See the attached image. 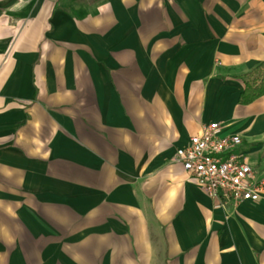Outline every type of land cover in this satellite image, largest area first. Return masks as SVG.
Masks as SVG:
<instances>
[{"label":"crops","instance_id":"obj_1","mask_svg":"<svg viewBox=\"0 0 264 264\" xmlns=\"http://www.w3.org/2000/svg\"><path fill=\"white\" fill-rule=\"evenodd\" d=\"M259 65L264 0H0V264H264V194L173 158L212 123L264 172Z\"/></svg>","mask_w":264,"mask_h":264},{"label":"built area","instance_id":"obj_2","mask_svg":"<svg viewBox=\"0 0 264 264\" xmlns=\"http://www.w3.org/2000/svg\"><path fill=\"white\" fill-rule=\"evenodd\" d=\"M29 1L18 0L21 4ZM173 158L197 192L218 206L254 204L264 194V172L252 171L240 151L239 139L223 135L217 124L200 126L198 134L175 151Z\"/></svg>","mask_w":264,"mask_h":264},{"label":"trees","instance_id":"obj_3","mask_svg":"<svg viewBox=\"0 0 264 264\" xmlns=\"http://www.w3.org/2000/svg\"><path fill=\"white\" fill-rule=\"evenodd\" d=\"M264 70V65H259L253 69L249 74L243 77V79H250L251 77L257 76L260 71ZM264 96V85L257 84L256 86H248L247 83L242 85L241 93L237 99V106L245 107L254 102L255 100Z\"/></svg>","mask_w":264,"mask_h":264},{"label":"rangeland","instance_id":"obj_4","mask_svg":"<svg viewBox=\"0 0 264 264\" xmlns=\"http://www.w3.org/2000/svg\"><path fill=\"white\" fill-rule=\"evenodd\" d=\"M252 81L254 82V83H264V72H262V73H259L257 76H256V78L254 79H252ZM262 150H261V158H260V160H261V162L263 163V165H264V143H263V145H262Z\"/></svg>","mask_w":264,"mask_h":264}]
</instances>
